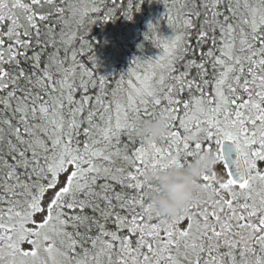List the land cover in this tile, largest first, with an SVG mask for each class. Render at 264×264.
I'll return each mask as SVG.
<instances>
[{
	"label": "snow or ice",
	"instance_id": "1",
	"mask_svg": "<svg viewBox=\"0 0 264 264\" xmlns=\"http://www.w3.org/2000/svg\"><path fill=\"white\" fill-rule=\"evenodd\" d=\"M160 2L161 54L108 77L91 27L144 0H0V264H264V0ZM202 151L210 198L161 217L145 172Z\"/></svg>",
	"mask_w": 264,
	"mask_h": 264
},
{
	"label": "clouds",
	"instance_id": "2",
	"mask_svg": "<svg viewBox=\"0 0 264 264\" xmlns=\"http://www.w3.org/2000/svg\"><path fill=\"white\" fill-rule=\"evenodd\" d=\"M171 114L163 113L141 122L145 143L158 142L166 136ZM217 164L214 151H202L190 162L161 169H148L143 182L151 186L149 198L161 217H175L184 213L194 201L209 199L211 193L201 185V177Z\"/></svg>",
	"mask_w": 264,
	"mask_h": 264
},
{
	"label": "trees",
	"instance_id": "3",
	"mask_svg": "<svg viewBox=\"0 0 264 264\" xmlns=\"http://www.w3.org/2000/svg\"><path fill=\"white\" fill-rule=\"evenodd\" d=\"M129 2L135 4L138 0ZM121 3H125V0H121ZM164 12L165 8L160 0H144L140 11L133 10L132 20L120 16L114 21L92 25L88 38L94 45L97 72L108 77L118 76L127 71L135 57L146 59L159 56L161 49L146 40L145 33L151 22L158 24L162 35L167 37L172 34L167 23L161 19Z\"/></svg>",
	"mask_w": 264,
	"mask_h": 264
}]
</instances>
